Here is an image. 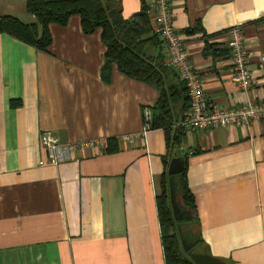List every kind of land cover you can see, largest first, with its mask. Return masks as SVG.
I'll use <instances>...</instances> for the list:
<instances>
[{
  "label": "crops",
  "instance_id": "0c3cea01",
  "mask_svg": "<svg viewBox=\"0 0 264 264\" xmlns=\"http://www.w3.org/2000/svg\"><path fill=\"white\" fill-rule=\"evenodd\" d=\"M119 1L125 18L140 10L141 0ZM170 4L206 98L219 109L264 103V0ZM2 16L35 23L25 0H0ZM233 27L248 49L247 91L232 81ZM49 31L46 52L0 35V264H165L156 196L166 143L143 121L157 90L115 64L102 73L101 30L84 34L78 16ZM184 131L172 158L186 160L198 249L227 264H264V122ZM43 132L58 138L57 165H39Z\"/></svg>",
  "mask_w": 264,
  "mask_h": 264
},
{
  "label": "trees",
  "instance_id": "16d2710c",
  "mask_svg": "<svg viewBox=\"0 0 264 264\" xmlns=\"http://www.w3.org/2000/svg\"><path fill=\"white\" fill-rule=\"evenodd\" d=\"M25 8L35 18V23L24 24L15 17L2 16L0 35H8L36 51L46 52L52 43L49 26H65L72 16H78L84 34L101 30V41L106 47L102 73H108L110 66L115 64L126 77L157 90L147 130H163L167 150L156 196L164 261L165 264H194L181 246V240L194 244V249L202 243L194 197L186 181L185 157L182 166L172 169L173 174L169 172L172 150L181 147L185 132L178 123L188 110L187 89L177 71L164 62L158 50L164 43L153 32L150 9L141 0L139 12L125 18L119 0H25ZM195 31L197 28H191L186 33ZM10 105L17 107L14 102ZM110 141L107 140L106 152L116 150ZM170 184L177 208L176 218L170 204Z\"/></svg>",
  "mask_w": 264,
  "mask_h": 264
},
{
  "label": "built area",
  "instance_id": "2783aa9c",
  "mask_svg": "<svg viewBox=\"0 0 264 264\" xmlns=\"http://www.w3.org/2000/svg\"><path fill=\"white\" fill-rule=\"evenodd\" d=\"M171 0H152L149 14L153 32L162 40L166 48L167 64L177 71L185 83L188 97V110L179 126L189 130L217 129L228 126L248 125L252 122H264V103H246L238 106L217 108L206 98L202 84L184 48L183 40L172 26ZM227 47L230 50L232 81L243 91L251 87L248 71V49L241 27H233L228 33ZM264 62V56L261 57ZM151 120L149 109L143 113L147 129ZM125 136L124 141L132 139ZM105 146V143H102ZM40 145L45 151V159L39 165H57L59 158L58 138L49 132L40 135Z\"/></svg>",
  "mask_w": 264,
  "mask_h": 264
},
{
  "label": "water",
  "instance_id": "95a60500",
  "mask_svg": "<svg viewBox=\"0 0 264 264\" xmlns=\"http://www.w3.org/2000/svg\"><path fill=\"white\" fill-rule=\"evenodd\" d=\"M182 163H183V159L182 158H177V159L171 161L170 165H169L170 174H173L171 172V169L174 167V165L177 166L178 164H182ZM170 204H171V209H172L173 216L175 217L177 208H176V206L174 204V195H173V186H172V184H170ZM181 246H182V249H183L184 253L187 254V256L190 258V260L194 264H227L225 261H222V260H220L218 258L212 257V256H210L208 254L193 252L192 249L194 247V244H188L184 240H181Z\"/></svg>",
  "mask_w": 264,
  "mask_h": 264
},
{
  "label": "rangeland",
  "instance_id": "374dc122",
  "mask_svg": "<svg viewBox=\"0 0 264 264\" xmlns=\"http://www.w3.org/2000/svg\"><path fill=\"white\" fill-rule=\"evenodd\" d=\"M173 155H174V152H173ZM173 155H172V156H173ZM175 159H176V157H173V158L170 160V162L173 161V160H175ZM170 162H169V163H170ZM175 166H176V165H174V167H173L172 169H175L176 167L181 166V164H178L176 167H175ZM172 169H171V170H172ZM196 250L198 251L199 249L197 248ZM193 252H195V250H194Z\"/></svg>",
  "mask_w": 264,
  "mask_h": 264
},
{
  "label": "flooded vegetation",
  "instance_id": "af4514ba",
  "mask_svg": "<svg viewBox=\"0 0 264 264\" xmlns=\"http://www.w3.org/2000/svg\"><path fill=\"white\" fill-rule=\"evenodd\" d=\"M192 251H193V249H192Z\"/></svg>",
  "mask_w": 264,
  "mask_h": 264
}]
</instances>
